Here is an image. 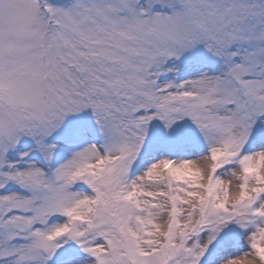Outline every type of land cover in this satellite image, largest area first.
I'll list each match as a JSON object with an SVG mask.
<instances>
[{
    "label": "snow or ice",
    "instance_id": "snow-or-ice-1",
    "mask_svg": "<svg viewBox=\"0 0 264 264\" xmlns=\"http://www.w3.org/2000/svg\"><path fill=\"white\" fill-rule=\"evenodd\" d=\"M0 264H264V0H0Z\"/></svg>",
    "mask_w": 264,
    "mask_h": 264
}]
</instances>
